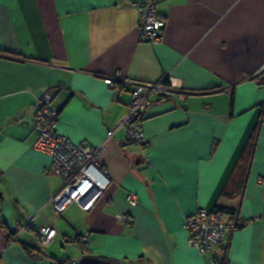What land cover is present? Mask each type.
Instances as JSON below:
<instances>
[{
	"label": "crops",
	"instance_id": "1",
	"mask_svg": "<svg viewBox=\"0 0 264 264\" xmlns=\"http://www.w3.org/2000/svg\"><path fill=\"white\" fill-rule=\"evenodd\" d=\"M144 0H0V264H264V218L235 231L227 248L200 254L186 219L197 208L264 215V0H158L163 39L141 40ZM171 73L183 99L144 111L145 152L117 125L132 87L107 76L156 82ZM54 95L57 129L98 146L110 184L89 212L72 203L55 215L62 178L34 148L38 99ZM129 192L138 202L126 201ZM125 213L130 223L117 219ZM28 225L15 241L6 232ZM58 237L29 253L39 229ZM6 227V231L3 229ZM89 234V253L68 242Z\"/></svg>",
	"mask_w": 264,
	"mask_h": 264
},
{
	"label": "built area",
	"instance_id": "2",
	"mask_svg": "<svg viewBox=\"0 0 264 264\" xmlns=\"http://www.w3.org/2000/svg\"><path fill=\"white\" fill-rule=\"evenodd\" d=\"M158 2V0H144L135 5L139 15L140 38L152 45L162 41L165 28V18L158 12ZM104 81L109 88L116 91L127 84L132 87L129 111L117 125V129L122 128L128 142L139 147L143 152L149 146L142 127L144 111L155 99H183L185 95L176 85L171 73H165L156 82L133 81L110 76L105 77ZM58 116L59 108L54 102V95L46 92L38 99V109L34 118L21 119L19 122L36 133L34 148L50 155L51 162L46 173H55L63 180L60 189L49 200L53 213L62 215L72 203L89 212L110 184L108 174L99 161V156L106 149V141L98 146L73 142L57 129ZM137 198L136 193L129 192L126 201L130 205H136ZM116 217L125 223H130L125 213ZM261 218H264V215L245 219L235 211L227 213L220 209L207 210L199 207L186 219L188 244L200 254H205L213 247L227 248L235 231ZM27 228L28 225L17 223L14 229L17 232L10 240L15 241ZM58 235L57 225L49 223L39 229L31 242L38 250L44 252ZM68 242L81 254L89 253L88 233L75 232L68 238ZM65 264H77V262L69 260Z\"/></svg>",
	"mask_w": 264,
	"mask_h": 264
},
{
	"label": "trees",
	"instance_id": "3",
	"mask_svg": "<svg viewBox=\"0 0 264 264\" xmlns=\"http://www.w3.org/2000/svg\"><path fill=\"white\" fill-rule=\"evenodd\" d=\"M262 75H264V70L261 72V73H259L258 75H256L255 77H261ZM261 84H264V78H262L261 79ZM220 210H222V209H220ZM234 212V211H233ZM3 229L6 231L7 229H6V227H4V224H3ZM16 230H13V231H11V232H6L7 233V236L9 237V240H10V238L12 237V236H14L15 234H16ZM24 245V247L27 249V251L29 252V253H35V256H38V257H42V251H40V250H38L34 245H32V244H23ZM69 260H71V259H69ZM69 260H63V261H60V263L59 264H65L66 262H68ZM77 264H90L88 261L85 263V262H83V261H81V262H77ZM108 264H119L116 260H113V259H109V261H108ZM222 264V263H221Z\"/></svg>",
	"mask_w": 264,
	"mask_h": 264
}]
</instances>
